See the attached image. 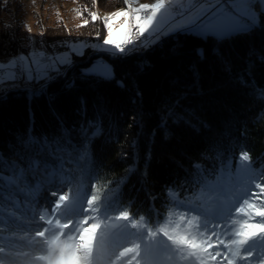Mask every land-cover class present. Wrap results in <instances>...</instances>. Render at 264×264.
Here are the masks:
<instances>
[{"label":"trees","instance_id":"obj_1","mask_svg":"<svg viewBox=\"0 0 264 264\" xmlns=\"http://www.w3.org/2000/svg\"><path fill=\"white\" fill-rule=\"evenodd\" d=\"M6 1L0 0V58L32 49L21 34L20 18H6L4 13L12 11ZM73 1L81 23H42L38 47L61 54L72 43L102 41L107 36L103 18L92 22L90 12L126 4ZM259 12L260 25L222 40L182 28L127 55L96 54L87 46L53 72L48 88L30 101L26 90L0 91L1 152L24 157L26 149L9 147L8 139L13 131L28 136L30 113L34 134L44 132L61 144L67 142L63 124L70 130L66 138L82 147L80 165L65 168L71 193L85 198L95 192L99 209L116 216L127 211L150 228L188 205L187 199L223 173L229 160L234 167L242 153L264 179V10ZM85 19L89 23L77 27ZM91 55H105L114 76L87 72ZM90 120L98 124L91 134Z\"/></svg>","mask_w":264,"mask_h":264},{"label":"rangeland","instance_id":"obj_2","mask_svg":"<svg viewBox=\"0 0 264 264\" xmlns=\"http://www.w3.org/2000/svg\"><path fill=\"white\" fill-rule=\"evenodd\" d=\"M11 5V12L6 11L4 14L7 19H11L12 16L19 17L23 23V28L21 31L22 36L26 40L27 44L31 45L30 51L28 53H22L6 58H0V91L7 89L10 86L21 84L19 86H24L22 83L29 88H35V83L40 82L41 78H30L27 73L21 75L19 74L18 69L26 68L31 66L33 71L31 73V77H37L38 74L47 73V80H52L53 72H57L63 68V65L67 63H71L74 59L73 54H83L86 47H90L94 49V52L99 53H109L111 55H127L132 52L140 51L151 44L158 41L162 36H165L171 31H177L179 29L185 28V30L195 31L196 34H199L197 30V25L202 24L206 21L207 16L210 15V12H204L205 9H211L213 7L214 0H205L201 3H197L196 0H166V8L163 9L157 16L156 21L153 22L152 26L145 33L148 34L149 39L144 43L140 44L139 47H129L130 44L124 45L125 51L120 52L118 49L114 47V45H105L104 40L102 41H80L77 43H72L71 48L63 53L52 54L42 47L37 46V37L40 32V26L42 27V23L53 24L55 22L64 21L67 24H80V14H78V9L75 1L73 0H7ZM6 1V2H7ZM155 0H134L133 6L136 7L141 3H154ZM196 2V3H195ZM227 0H221V3L226 4ZM253 5L255 7L252 8V11L255 13L257 17L256 25H260L261 15L259 10L261 8L259 6V0H252ZM195 4V5H193ZM191 6H194L193 10H190ZM218 7V5H216ZM127 5L118 7L111 11L99 12L98 15L102 18L105 17L106 14L114 12L121 8H126ZM203 12V14H202ZM113 32L112 39L114 41H119L123 38L124 32L127 30L128 26L133 23L131 17L120 16L117 18H113L111 20ZM135 31V29H133ZM200 35V34H199ZM95 56V57H93ZM93 57V61L86 68L87 72L96 73V70H104L110 73V77L114 76L113 65L110 60L105 56H96L91 55ZM53 61L56 63L53 66ZM13 63H15L16 67H13ZM16 72L15 79H12V74ZM66 71L64 72V74ZM47 82V81H46ZM48 88V85H46ZM45 87V88H46ZM37 88V87H36ZM46 88V89H47ZM45 89V90H46ZM31 93V92H30ZM39 94V92H36ZM33 98V93L29 96V101ZM31 121L28 127V136H38L33 132V124H32V114L30 113ZM89 123L92 126V131L89 133H94L98 131V124L94 125L90 120ZM62 124V123H61ZM61 129L65 136V144H61L63 150L57 154V157H49L45 154L44 160L47 166V172L41 170L39 175L28 176L24 183L20 186H24V190L29 191L26 196L24 193H17L16 190L19 188L15 187V191L11 194H3L8 201L7 209L10 208L15 203V198L21 197L20 200H27V202L37 201L34 206L37 210V219L40 222L41 228L38 231H44L46 228L49 229V232L45 237H37L36 240L42 241V247H39V250H34L33 254H26L27 259L24 261L25 264H47L44 263L43 260L37 259L38 256L46 254L47 248L45 244V240L51 234V231H54L56 226L48 225L45 221H41L39 219L40 215L46 214V219L51 220L53 217H57V213L53 210L56 207V202L60 195L67 194L71 200L70 202L75 201H83V208H87V201L84 197H82L81 193L72 194L69 184V177L66 173V169H69V166L66 164H73L74 166H79L77 163V157L80 158L82 147L81 145L73 142L70 138H66V134L70 133V130L62 124ZM84 130H80L79 136L82 141H86ZM41 137H47L50 140V136L46 133L41 132ZM22 132L13 131L10 134L8 139V146H22V141L25 138H21ZM40 137V136H39ZM20 148V147H19ZM19 148L17 150H19ZM12 153V150L9 151ZM0 161L7 160L9 164L16 163L17 155H10L1 152L0 150ZM16 154V153H13ZM15 158V159H14ZM52 159V160H51ZM231 161L229 160L228 164L224 165L223 173H220L219 176L214 179H209L204 188L200 189L197 194L192 197H188L187 199L188 205H184L179 209L173 211V213H182L186 218H191L192 216H200L199 212H194L189 210V206L198 205L201 207H207L210 210L214 208L215 199L219 195V188L223 186L224 191L227 193L226 196H220V200L225 206V210L228 208H232V218L235 219L234 209L239 207L244 199H248L250 194L255 191L259 192L260 190L256 188L257 184H264V179L257 174L255 170H252L251 164L249 161L243 160L241 157L238 159V162L233 167L230 166ZM4 168V164L0 162ZM3 168V169H4ZM2 168L0 170H3ZM8 174H11V168L7 169ZM2 174V172H0ZM216 176V175H215ZM1 183V182H0ZM25 184V185H24ZM34 184V189L30 186ZM58 185V186H57ZM3 193V192H2ZM1 194V192H0ZM21 196H20V195ZM31 194V195H30ZM31 200V201H30ZM251 202V201H250ZM256 203L262 204L264 202L257 200ZM33 205V204H32ZM32 207V206H31ZM63 207V206H62ZM5 211V210H4ZM2 216H7L5 212ZM101 219L105 221V223H115L116 227H108L105 228L102 224L100 228L96 230V237L93 240V255L95 264H101L105 257H109V261L107 264H127V261L131 258V254L128 257L122 258L120 261L116 260V257L119 255V252L125 247H131L134 242L140 243V255L137 257L140 260V264H188V262L178 259V257L173 254L170 249V242H167L166 237H162V234L157 237L156 241H149L147 237L144 235L143 230H138L133 228L130 223L127 221H107L106 217H115L116 215H111L107 211H99ZM89 215H94L90 213ZM118 216V215H117ZM169 217V215H168ZM166 217V219L168 218ZM60 218V217H57ZM69 219H83V215H70ZM133 220L135 219L130 216ZM166 219L160 223L164 224ZM174 220H179L178 216L173 217ZM203 220V217H201ZM11 221V217L9 216V221ZM145 221V220H144ZM62 222H66L62 220ZM91 222V221H90ZM146 222V221H145ZM251 223H260L261 218L255 217L250 221ZM182 226H186L184 222H181ZM211 224L220 223L223 226L222 221H211ZM147 225V224H146ZM158 226V225H157ZM155 228L152 229H156ZM147 227H149L147 225ZM150 228V227H149ZM19 230V228L17 227ZM6 231V230H5ZM37 231V232H38ZM258 231V230H257ZM17 233V231L5 232L3 235L2 242L4 243V247H20V243L15 240L8 239V236ZM29 246H24L25 252ZM117 247V250H115ZM46 248V249H45ZM33 250V249H32ZM261 246L259 241L256 244V251L254 252V257L260 253ZM171 256V259L168 257ZM8 260L0 257V264H8ZM132 264H135V261H132Z\"/></svg>","mask_w":264,"mask_h":264},{"label":"snow or ice","instance_id":"obj_3","mask_svg":"<svg viewBox=\"0 0 264 264\" xmlns=\"http://www.w3.org/2000/svg\"><path fill=\"white\" fill-rule=\"evenodd\" d=\"M95 2V0H94ZM126 8L118 9L108 13L103 18V23L107 29V36L104 38L105 45H114L120 52H124V45L133 43L139 39L156 21L158 14L166 8V0H155L154 3H141L134 7V0H125ZM218 5V7L216 6ZM259 6L264 8V0H259ZM252 0H227L226 4L221 0H214L210 12L204 23L197 25V30L202 37H214L218 40L225 39L237 32H246L256 26L257 17L252 11ZM78 14H80L78 12ZM203 14V12H202ZM92 22L100 19L98 13L90 12ZM120 16L131 17L133 23L130 24L119 41L112 39L113 27L111 20ZM89 23L85 19L83 25ZM133 29L135 31L133 32ZM99 35V32H97ZM197 54L203 57V49H198ZM56 61H53V66ZM13 67H16L13 63ZM19 74L27 73L30 78L46 79L47 73L38 74L31 77L32 67L18 69ZM16 72L12 74L15 79ZM97 75L110 78L107 69L96 70ZM2 78V77H0ZM260 95L264 97V89L260 90ZM22 147L26 149L24 157L17 158L16 163L9 164L5 159L0 161L5 168L0 170V182L19 187L24 183L28 176L39 175L41 170L47 172L44 160L45 154L49 157H57L63 150L61 141L57 139L49 140L47 137L27 136L22 141ZM2 155V154H0ZM241 158L249 160L247 153H242ZM11 168V175L7 169ZM256 188L260 191H253L248 199H244L239 207L234 209L235 219L232 218V208L225 210V206L220 200V196H226L223 186L219 188V195L215 199V207L211 210L207 207L198 205L189 206L190 211L199 212L200 216L186 218L182 213H169V217L164 224H159L156 229L147 227L143 217L139 220L130 218L127 211H120L118 216L106 217L111 221H127L133 228L143 230L144 235L149 241H156L157 237L167 238L170 242V249L178 259L188 262V264H264V203L258 204L257 200L264 202V184H257ZM87 208H83V201L70 202L71 198L67 195H60L53 210L57 217L51 220L46 219V214L40 215L39 219L48 225L55 224L56 228L45 240L46 254L37 257L39 260H46L47 264H95L93 255V240L96 237V230L103 224L105 228L116 227L115 223H105L99 213V197L93 192L91 197H85ZM251 201V202H250ZM63 206V207H62ZM184 206V205H180ZM90 213L94 215H89ZM83 215V219L75 221L69 219L70 215ZM178 216L179 220L173 217ZM203 217V220H201ZM255 217H260V223H251ZM65 220L66 222H62ZM91 221V222H90ZM211 221H222L211 224ZM186 226H182V223ZM258 230V231H257ZM49 232H36L37 237H45ZM259 241L261 251L254 257L256 244ZM140 243L134 242L131 247H125L116 257L117 261L122 258H131L127 264H140L137 257L140 255ZM3 251V249H0ZM172 257L169 256L168 259Z\"/></svg>","mask_w":264,"mask_h":264},{"label":"bare ground","instance_id":"obj_4","mask_svg":"<svg viewBox=\"0 0 264 264\" xmlns=\"http://www.w3.org/2000/svg\"><path fill=\"white\" fill-rule=\"evenodd\" d=\"M203 1H205V0H199L196 2L201 3ZM193 5H195V4H193ZM193 8H194V6H191L190 10H193ZM148 39H149V36L146 33L144 39H140L138 41L134 40L135 42H133V47H135V48L139 47L140 44L144 43ZM46 88H44V90ZM80 161H81V159L79 157H77V163H80ZM9 175H11V174H9ZM68 180H69L68 187H70V178ZM5 185L7 186V191L15 189V187L13 185H10V184H5ZM33 186H34V184H32V186H30V187H32L34 189ZM24 189H25L24 186H19V188L16 190V192L17 193L23 192L24 196H26V194H28L29 191L27 192V190H24ZM1 198H2V195L0 194V203H1ZM20 198L21 197L15 198L16 199L15 203L10 208V210L6 209L4 211V210L0 209V227L3 229V231L0 232V234H4V232H7V231L11 232V233L17 231V233L8 236V239L15 240L16 242L20 243V245H21L19 248L18 247H16V248L10 247V246L1 248V249H3V251H0V257L5 258V260H8V262H7L8 264H25L24 261L27 259V256H28L26 254H33L34 250H37V249L39 250V247L40 246L42 247V243H44L43 241H42V243L40 241H37L36 240L37 237L35 236L36 232L41 228V226H39L40 222L37 219L38 214L36 213L38 209H35V207H34L36 205V203L38 202V200L34 201L33 203L32 202L30 203V202H27V200H25V202H24V200L19 201ZM2 212H5V214H7V216L1 217V215L4 214ZM9 216L11 217V221L7 222V221H9ZM16 222H18L19 230L16 227ZM0 242H2L1 238H0ZM24 246H29V247L25 252H22L24 250V248H22V247H24ZM115 250H117V247ZM109 257H111V255H109L108 257H105L101 264H107L109 261ZM43 262L47 263L46 260H43Z\"/></svg>","mask_w":264,"mask_h":264},{"label":"water","instance_id":"obj_5","mask_svg":"<svg viewBox=\"0 0 264 264\" xmlns=\"http://www.w3.org/2000/svg\"><path fill=\"white\" fill-rule=\"evenodd\" d=\"M49 81H50V80H48L47 82L42 83V84L39 85L37 88H36V87H35V88H29V87H27L26 85H24V86H19V85H21V84H16V85H13V86L8 87L7 90H26V91H28L29 93H30V92H31V93H36V92H40V91L44 90V88L46 87V85H48V82H49Z\"/></svg>","mask_w":264,"mask_h":264},{"label":"built area","instance_id":"obj_6","mask_svg":"<svg viewBox=\"0 0 264 264\" xmlns=\"http://www.w3.org/2000/svg\"><path fill=\"white\" fill-rule=\"evenodd\" d=\"M196 1H199V0H196ZM133 32H134V31H133ZM145 34H146V33H144L142 36L139 37V39H136L135 41H138V40H140V39H144V38H145ZM135 41H133V42H135ZM129 47H133V43H131V44L129 45Z\"/></svg>","mask_w":264,"mask_h":264},{"label":"crops","instance_id":"obj_7","mask_svg":"<svg viewBox=\"0 0 264 264\" xmlns=\"http://www.w3.org/2000/svg\"><path fill=\"white\" fill-rule=\"evenodd\" d=\"M171 32H173V31H171Z\"/></svg>","mask_w":264,"mask_h":264}]
</instances>
